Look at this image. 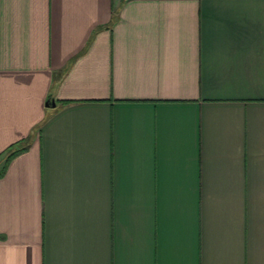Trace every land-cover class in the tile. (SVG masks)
Instances as JSON below:
<instances>
[{
  "label": "crops",
  "instance_id": "crops-1",
  "mask_svg": "<svg viewBox=\"0 0 264 264\" xmlns=\"http://www.w3.org/2000/svg\"><path fill=\"white\" fill-rule=\"evenodd\" d=\"M1 172L0 264H264V0H0Z\"/></svg>",
  "mask_w": 264,
  "mask_h": 264
},
{
  "label": "trees",
  "instance_id": "trees-1",
  "mask_svg": "<svg viewBox=\"0 0 264 264\" xmlns=\"http://www.w3.org/2000/svg\"><path fill=\"white\" fill-rule=\"evenodd\" d=\"M14 156V154H11L7 160H10L12 157ZM3 172H1L0 176H2Z\"/></svg>",
  "mask_w": 264,
  "mask_h": 264
},
{
  "label": "water",
  "instance_id": "water-1",
  "mask_svg": "<svg viewBox=\"0 0 264 264\" xmlns=\"http://www.w3.org/2000/svg\"><path fill=\"white\" fill-rule=\"evenodd\" d=\"M52 104H53V106H55V103L54 102H52Z\"/></svg>",
  "mask_w": 264,
  "mask_h": 264
}]
</instances>
